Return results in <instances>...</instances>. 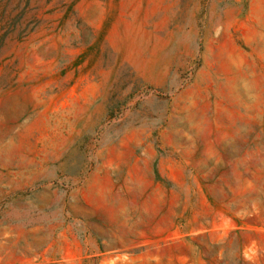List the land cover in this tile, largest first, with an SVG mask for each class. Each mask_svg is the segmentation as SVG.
Instances as JSON below:
<instances>
[{
    "label": "rangeland",
    "instance_id": "1",
    "mask_svg": "<svg viewBox=\"0 0 264 264\" xmlns=\"http://www.w3.org/2000/svg\"><path fill=\"white\" fill-rule=\"evenodd\" d=\"M14 230L43 264H264V0H0V260Z\"/></svg>",
    "mask_w": 264,
    "mask_h": 264
},
{
    "label": "crops",
    "instance_id": "2",
    "mask_svg": "<svg viewBox=\"0 0 264 264\" xmlns=\"http://www.w3.org/2000/svg\"><path fill=\"white\" fill-rule=\"evenodd\" d=\"M10 235L13 246H8L7 255L1 258L0 264H43L44 261H41L39 256L33 255L31 257L27 254L29 235L25 230H14Z\"/></svg>",
    "mask_w": 264,
    "mask_h": 264
}]
</instances>
